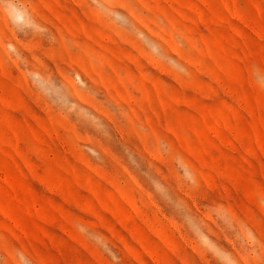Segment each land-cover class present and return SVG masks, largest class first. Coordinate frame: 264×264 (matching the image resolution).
I'll list each match as a JSON object with an SVG mask.
<instances>
[{
  "label": "rangeland",
  "instance_id": "374dc122",
  "mask_svg": "<svg viewBox=\"0 0 264 264\" xmlns=\"http://www.w3.org/2000/svg\"><path fill=\"white\" fill-rule=\"evenodd\" d=\"M0 264H264V0H0Z\"/></svg>",
  "mask_w": 264,
  "mask_h": 264
},
{
  "label": "bare ground",
  "instance_id": "6f19581e",
  "mask_svg": "<svg viewBox=\"0 0 264 264\" xmlns=\"http://www.w3.org/2000/svg\"><path fill=\"white\" fill-rule=\"evenodd\" d=\"M108 1V0H107ZM86 7V6H85ZM91 10H92V8H91ZM94 11V10H93Z\"/></svg>",
  "mask_w": 264,
  "mask_h": 264
}]
</instances>
